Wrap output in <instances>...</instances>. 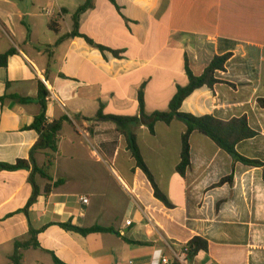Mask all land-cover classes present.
<instances>
[{"label": "crops", "instance_id": "obj_1", "mask_svg": "<svg viewBox=\"0 0 264 264\" xmlns=\"http://www.w3.org/2000/svg\"><path fill=\"white\" fill-rule=\"evenodd\" d=\"M87 0H0V162L28 160L39 134L29 129L42 113L49 122L68 118L58 152L36 155L38 167L53 160L52 181L40 176L41 195L26 214L33 194L31 170L0 171V264H169L195 237L208 241L188 264H264L263 168L250 167L198 132L190 137L191 166L181 163L187 127L158 123L154 135L141 124L126 126L166 203L155 197L136 166L125 135L105 117H139L167 112L179 87L189 84L186 62L201 76L217 56L231 55L221 83L203 87L181 112L221 121L246 117L259 136L236 150L264 163V0H90L73 32L74 16ZM54 10L47 17L44 10ZM58 26L54 32L50 25ZM29 99L21 103L13 97ZM102 113L103 117H98ZM231 177L232 183H222ZM63 184L45 194L48 184ZM88 197L87 205L81 202ZM82 229H113L82 236ZM33 229L38 232L30 234ZM126 240L143 243L130 244ZM36 244V246H33Z\"/></svg>", "mask_w": 264, "mask_h": 264}, {"label": "trees", "instance_id": "obj_2", "mask_svg": "<svg viewBox=\"0 0 264 264\" xmlns=\"http://www.w3.org/2000/svg\"><path fill=\"white\" fill-rule=\"evenodd\" d=\"M90 6V0H87L86 4L79 9V11L75 14L73 32L66 36L65 38H73V37H81L86 39V41L93 46H97L101 52H111L115 57H119V52L110 50L103 46L96 45L90 38L82 35L79 30V18L80 15L88 9ZM50 28L54 32H58V26L54 23H51ZM15 53L13 50L9 51L5 55H0V66L6 67L8 63V58ZM231 55L217 56L213 59L210 65L205 69L204 73L201 76H195L189 68L188 61L186 62V73L188 75L189 84L187 87H179L178 92L175 97L172 99L169 105V110L167 112H155L151 115L145 113L144 110V99L143 95L140 94V109L141 113L139 117L134 118H120V117H105L110 121H113L117 124L118 130L121 131L123 135H125L128 143L129 151L131 152L133 158L136 161L137 168H140L149 181L151 182L154 191L155 197L160 201L166 203L165 197L161 194L157 184L154 181L152 174L150 173L137 144L136 136L133 134H126L124 129L126 126L131 124H141L145 125L150 134L154 135L155 127L158 123H164L166 125H170L174 120H179L183 122L187 130L183 135V150L181 163L179 164L177 170L181 176H184L186 171L191 166V148H190V137L192 133L198 132L202 135H205L212 139L222 151L231 155L238 162L250 166V167H259L263 168L264 171V163L255 160H249L239 155L236 148L237 146L247 140L254 139L259 136L255 130H253L249 126L248 119L246 117L236 118L231 121L225 122L221 121L213 116H203L196 117L191 114H185L181 112V107L183 102L197 89L208 87L209 89H213L215 85L221 83L220 80L217 79V73L225 72L227 63L230 59ZM49 93L47 89L43 86H39V98L40 104L42 106V113L37 116L29 129H33L38 132L39 139L35 146L32 148L30 152V157L28 160H18L15 164H5L0 162V171H8L14 172L19 170H31V175L29 178V183L33 188V194L31 199L29 200L26 208L23 210L26 214H28L29 209L38 201L39 196L41 195L40 189L36 182V177L40 176L48 181H52L51 170L53 167V160H49L47 164L40 168L36 163V155L39 153H52L56 154L58 152V141L59 136L63 127V123L68 120V118H62L58 121L49 122L46 116V108H47V97ZM13 99L26 103L29 99H24L20 97L14 96ZM0 101L3 102L4 98H0ZM259 107L264 109V99L258 100ZM98 117H103L102 113L99 114ZM264 177V173H263ZM222 183H232V178L229 177L225 179ZM63 184L62 180L57 181L54 185L48 184L45 188V194H49L52 192L53 188H57ZM61 228L68 232H73L80 234L82 236H87L91 233H111L114 232L113 229H105L100 227H95L91 229H82L72 224H60ZM38 232H35L33 229L30 230L31 236H34ZM130 244L143 245V243L126 240ZM25 245L20 242L16 243L15 253L12 256L13 264H20L21 254L20 248H23ZM36 246V244H33ZM187 252L188 260H193L197 257L200 252H208L209 251V243L207 240L201 237L193 238L184 248ZM55 262L57 264H62L58 259L55 258ZM171 264H181L177 261L176 258H173Z\"/></svg>", "mask_w": 264, "mask_h": 264}, {"label": "built area", "instance_id": "obj_3", "mask_svg": "<svg viewBox=\"0 0 264 264\" xmlns=\"http://www.w3.org/2000/svg\"><path fill=\"white\" fill-rule=\"evenodd\" d=\"M44 14L47 16V17H52L54 15V10L51 9V8H47L44 10ZM50 99H54V94H49V96L47 97V100H50ZM81 202L85 205H87L89 203V198L88 197H82L81 198ZM187 251L183 249V251L176 255V259L177 261H179V263L181 264H188V257H187ZM169 260L166 259V258H163V259H155L153 260L152 264H169Z\"/></svg>", "mask_w": 264, "mask_h": 264}]
</instances>
